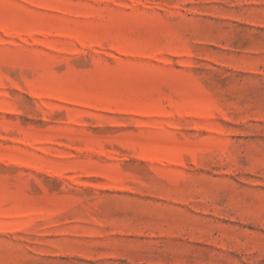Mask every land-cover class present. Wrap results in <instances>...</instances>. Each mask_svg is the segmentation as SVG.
Masks as SVG:
<instances>
[{
	"label": "rangeland",
	"instance_id": "obj_1",
	"mask_svg": "<svg viewBox=\"0 0 264 264\" xmlns=\"http://www.w3.org/2000/svg\"><path fill=\"white\" fill-rule=\"evenodd\" d=\"M0 264H264V0H0Z\"/></svg>",
	"mask_w": 264,
	"mask_h": 264
}]
</instances>
